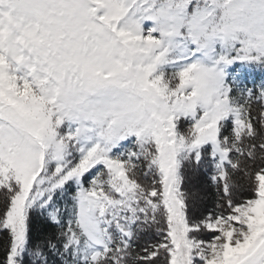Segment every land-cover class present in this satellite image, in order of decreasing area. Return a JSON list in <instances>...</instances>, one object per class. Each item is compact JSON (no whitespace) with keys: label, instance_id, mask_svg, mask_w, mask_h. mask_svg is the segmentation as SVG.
<instances>
[{"label":"snow or ice","instance_id":"snow-or-ice-1","mask_svg":"<svg viewBox=\"0 0 264 264\" xmlns=\"http://www.w3.org/2000/svg\"><path fill=\"white\" fill-rule=\"evenodd\" d=\"M0 264H264V0H0Z\"/></svg>","mask_w":264,"mask_h":264}]
</instances>
